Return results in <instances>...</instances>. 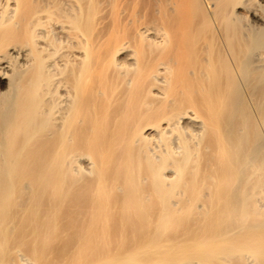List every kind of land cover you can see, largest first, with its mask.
Returning a JSON list of instances; mask_svg holds the SVG:
<instances>
[{
  "label": "bare ground",
  "instance_id": "bare-ground-1",
  "mask_svg": "<svg viewBox=\"0 0 264 264\" xmlns=\"http://www.w3.org/2000/svg\"><path fill=\"white\" fill-rule=\"evenodd\" d=\"M0 264H264V0H0Z\"/></svg>",
  "mask_w": 264,
  "mask_h": 264
}]
</instances>
